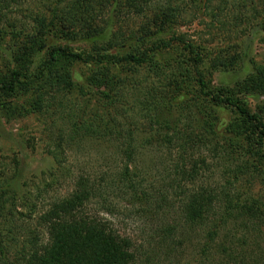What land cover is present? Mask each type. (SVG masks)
I'll return each mask as SVG.
<instances>
[{
    "label": "rangeland",
    "instance_id": "rangeland-1",
    "mask_svg": "<svg viewBox=\"0 0 264 264\" xmlns=\"http://www.w3.org/2000/svg\"><path fill=\"white\" fill-rule=\"evenodd\" d=\"M70 1L27 0L8 13L7 20L0 23V79H9L14 72L32 77L48 51L56 47L89 52V42L33 38L36 15L50 18L56 5L61 10ZM166 1L155 0V7ZM170 1L183 13L164 29L161 39L179 37L191 43L206 58L203 74L208 87L246 104L264 118V0ZM141 22L135 20L136 24ZM12 31L17 34H10ZM176 49L160 55L159 61L179 55ZM219 55L227 66L213 65ZM63 68L75 85L73 93L63 100L72 110L73 121L59 115V107L37 108L39 84L28 92L4 98L7 106L0 107V249L4 254L0 264H28L29 248L48 239L41 215L55 201L71 196L79 177L89 178L98 190L89 214L107 219L121 237L131 241L134 264H264V145L254 148L244 144L237 156L224 154L231 148L218 155L211 146L204 148L196 159L206 164H199L200 174L194 181L185 182L178 170L182 165L177 152L147 142L151 131L141 116L135 96L138 92L111 117L103 115L96 108L95 94L99 90L93 86L100 83L106 71L82 63ZM111 75L117 77L116 81L134 79L136 85L143 83L144 87L154 82L148 81L144 68L118 66ZM192 91L194 84L182 85L172 93L179 99ZM214 111L218 139L225 142L230 139L226 126L235 115L230 109ZM102 117L104 122L114 119L119 129H133L137 152L132 162L126 159L123 137L104 142L89 138L85 131L74 133V121L97 126ZM243 160L248 161V169L231 192L239 191L245 203L256 201L263 220L257 224L235 217L223 224L220 211L214 218L220 228L211 243L208 226L190 224L183 214L184 206L189 196L201 188L231 187L226 183L233 180V172ZM127 165L137 175L140 196L121 182Z\"/></svg>",
    "mask_w": 264,
    "mask_h": 264
},
{
    "label": "trees",
    "instance_id": "trees-1",
    "mask_svg": "<svg viewBox=\"0 0 264 264\" xmlns=\"http://www.w3.org/2000/svg\"><path fill=\"white\" fill-rule=\"evenodd\" d=\"M26 1L0 0V23L7 20L8 13L17 10ZM56 6L50 18L39 13L36 15L33 22L37 26L33 38L89 42V52L56 47L48 51L40 70L32 77L14 72L7 80L0 79V107L7 106L4 98L28 92L32 86L39 84L37 108L59 107V115L73 121L72 110L63 100L73 93L75 85L71 74L63 67L73 63L93 64L106 71L100 83L93 86L99 90L95 94L96 108L103 115L111 117L112 112L125 107L131 96L138 92L135 96L141 116L151 131L147 142L177 152L182 165L178 170L185 182L194 181L200 174L199 164H206L205 160L196 159L198 151L204 148L211 146V151L216 155L231 148L229 153L224 154L237 156L244 144L254 148L264 145V118L252 112L246 104L208 87L203 74L206 60L203 54L179 37L167 41L161 39L164 29L183 13L178 4L169 0L163 6L155 7V0H72L61 10ZM135 20L142 22L136 24ZM10 34L17 33L12 31ZM174 47L179 55L159 61L160 55ZM226 62L219 55L213 60V65L227 66ZM228 62L232 65L234 61ZM118 66L144 68L148 81L151 79L154 82L144 87L143 83L136 85L134 79L116 81L117 77L112 78L111 72ZM105 79L111 80L104 82ZM191 84H194V91L190 95L179 99L173 95L172 92L182 85ZM131 91L132 95L129 94ZM46 97L50 100L47 101ZM214 108L230 109L235 115L226 126L230 139L226 138L225 142L218 139ZM70 112L72 115L69 116ZM103 120L102 117V122L97 126L74 121L73 131L76 134L85 131L89 138H99L104 142L120 141L123 137L127 144L126 159L132 162L137 152L133 129H126L130 126H120L119 129L114 119ZM243 161L246 163L242 162L233 172V180L226 183L231 187L217 190L201 188L189 196L184 206L183 214L190 224L208 226L211 243L215 241L220 228L217 219H214L220 211L223 224L235 217L257 224L263 220V213L256 201L245 203L239 191L231 192L248 169V161ZM189 164L192 166L187 168ZM121 178L129 191L140 194V186L136 184L137 175L128 165ZM97 197L98 190L90 179L79 177L71 196L51 204L40 217L48 236L47 242L35 243L29 248L28 264H134L131 241L121 237L107 219L89 214V206ZM0 253V257H4L3 249H0Z\"/></svg>",
    "mask_w": 264,
    "mask_h": 264
}]
</instances>
